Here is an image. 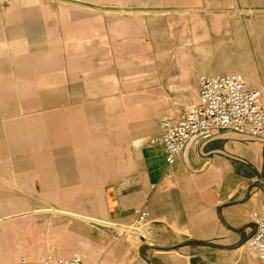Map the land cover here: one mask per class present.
<instances>
[{
	"label": "crops",
	"instance_id": "crops-1",
	"mask_svg": "<svg viewBox=\"0 0 264 264\" xmlns=\"http://www.w3.org/2000/svg\"><path fill=\"white\" fill-rule=\"evenodd\" d=\"M5 2L0 264H264V138L200 133L171 167L150 143L201 75L264 87V0ZM142 210L146 236L124 235Z\"/></svg>",
	"mask_w": 264,
	"mask_h": 264
},
{
	"label": "built area",
	"instance_id": "built-area-1",
	"mask_svg": "<svg viewBox=\"0 0 264 264\" xmlns=\"http://www.w3.org/2000/svg\"><path fill=\"white\" fill-rule=\"evenodd\" d=\"M200 102L181 116L166 115L160 120V132L150 139L161 146L171 167L186 149L188 142L197 134L212 131H234L253 138H264L263 88H251L240 72L201 75ZM150 213L142 210L134 222L124 227V235L138 239L146 236ZM254 231L247 240L250 249L264 260V209L252 215ZM39 264H84L79 257L54 259L47 255ZM96 264L107 263L104 260Z\"/></svg>",
	"mask_w": 264,
	"mask_h": 264
},
{
	"label": "rangeland",
	"instance_id": "rangeland-1",
	"mask_svg": "<svg viewBox=\"0 0 264 264\" xmlns=\"http://www.w3.org/2000/svg\"><path fill=\"white\" fill-rule=\"evenodd\" d=\"M10 1L12 2V0H6L5 4L7 2H10ZM11 35H12L11 27L9 28V27H6L5 26V28H4V37L10 39L11 38Z\"/></svg>",
	"mask_w": 264,
	"mask_h": 264
}]
</instances>
